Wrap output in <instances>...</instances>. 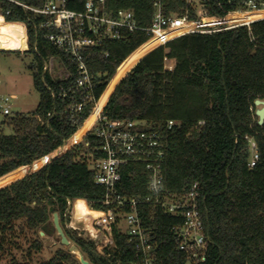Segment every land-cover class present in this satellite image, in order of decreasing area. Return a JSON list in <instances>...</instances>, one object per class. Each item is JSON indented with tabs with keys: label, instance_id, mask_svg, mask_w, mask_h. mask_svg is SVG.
<instances>
[{
	"label": "trees",
	"instance_id": "obj_1",
	"mask_svg": "<svg viewBox=\"0 0 264 264\" xmlns=\"http://www.w3.org/2000/svg\"><path fill=\"white\" fill-rule=\"evenodd\" d=\"M19 1L36 7L45 2ZM85 1L66 3L81 10ZM107 3L113 10H133L142 27L152 24L154 0ZM0 5L3 12L10 10L7 21L27 23L29 49L17 52L35 55L36 62L29 68L40 95L33 112H18L4 121L13 133L0 132V252L18 248L21 240L28 243L29 255L42 250L40 231L49 236L57 233L53 223L57 212L67 237L93 264L136 260L134 242L118 226L113 227L115 246L107 248L106 256L98 253L96 241L67 227L69 202L82 198L90 208L100 210L105 197V189L94 182L89 167L98 140L88 133L75 144V133L98 101L106 102L103 111L110 119H144L155 130H162L168 119L182 122V128L168 138L164 183L173 192L196 182L200 186L199 209L210 241L207 261L201 264H264V124H258L251 109L255 99H264V20L219 32L186 34L161 46L174 34L150 39V32L138 30L122 40L106 42L87 54L95 77V101L75 94L74 99L84 104L76 113L68 109L74 103L69 92L74 78L57 81L43 69L48 54L74 66L37 28L41 18L7 0H0ZM182 7L180 0H164L165 14ZM62 90L68 91L65 98L59 96ZM200 119L207 122L203 133L193 130ZM250 138L259 153L253 168L248 165ZM61 149L64 152L58 155ZM49 155L56 157L49 161ZM33 163L35 171L26 174ZM131 170V166L124 170L122 193L145 194L146 176L131 175ZM150 214L155 215L149 228L157 264H186L170 232L173 220L146 207L144 219ZM70 255L74 254L58 250L39 264H64ZM9 264L27 263L12 255Z\"/></svg>",
	"mask_w": 264,
	"mask_h": 264
},
{
	"label": "built area",
	"instance_id": "obj_2",
	"mask_svg": "<svg viewBox=\"0 0 264 264\" xmlns=\"http://www.w3.org/2000/svg\"><path fill=\"white\" fill-rule=\"evenodd\" d=\"M7 1L41 18L37 28L43 31L44 38L65 54L69 63L74 66L71 68L60 56L48 54L49 58L45 60L43 69L57 81L74 78L69 90L74 103L69 104L68 109L76 113L83 110L84 104L74 99L75 94L81 93L86 99L95 101V77L89 71L87 54L91 50L101 48L106 42L122 40L138 30L150 32V39L165 33L174 34L164 39L159 45L161 46L186 34L219 32L239 26H250L253 22L264 20V0H180L183 7L169 14L164 13V0H154L155 11L149 27L139 25L133 10H113L108 6L107 0H86L81 10L68 8L66 0H45L41 7L31 6L19 0ZM8 14L10 10L3 12L0 5V18L3 22L21 25L26 36V47L15 51L28 50L30 43L27 23L7 21ZM233 14L247 15V18L229 21V16ZM208 19L217 21L207 22ZM34 48L38 49L37 43ZM108 54L104 53L105 56ZM55 60H58L61 66L57 74H54ZM67 94L68 91L62 90L59 96L65 98ZM14 98L13 94L2 98L3 114H10L8 102ZM97 102L95 101L91 113ZM103 110L104 108L100 110L92 127L85 134L91 133L98 140L96 154L90 158L89 167L93 172L94 182L105 189V197L101 201L102 208L98 210L102 215L91 220L92 229L80 226L83 220L76 218L74 214L75 199L69 202L67 214H70V219L67 227L76 231L80 237L96 241L98 253L106 256L109 254L107 248L115 246L113 227L120 223L125 224L126 228L122 231L130 236L137 252L136 260L132 264H157L154 254L156 248L149 228L150 224L155 222V215L150 214L144 219V209L152 207L163 217L173 220L170 232L176 249L186 256V264H201L207 261L210 241L199 209V184L196 182L181 191L173 192L166 188L164 183L168 138L170 133L182 128V122L168 119L162 130H155L147 120L110 119ZM50 115L48 113V116ZM206 124V120L200 119L193 130L203 133ZM84 136L75 144L80 143ZM249 144L251 156L248 165L253 168L259 160V153L252 138L249 139ZM63 152L61 149L57 154ZM130 166L131 175L146 176L145 194L129 196L122 193L120 183L125 168ZM100 231L103 234H98ZM82 232L86 234L82 235Z\"/></svg>",
	"mask_w": 264,
	"mask_h": 264
},
{
	"label": "rangeland",
	"instance_id": "obj_3",
	"mask_svg": "<svg viewBox=\"0 0 264 264\" xmlns=\"http://www.w3.org/2000/svg\"><path fill=\"white\" fill-rule=\"evenodd\" d=\"M17 51L19 50L0 49V132H4L5 134L13 133L12 126L4 122L7 121L8 117H12L18 112L30 114L36 109L40 100L39 92L34 87L33 71L29 68L31 63L36 62L35 55L33 53L19 54ZM48 58L49 57H46V60H48ZM55 64L54 74H57V72L61 70V66L58 60H55ZM12 94L15 95V98L8 102L10 114L5 115L2 113V108L4 107L2 98L9 97ZM259 107L258 105H253L251 109L255 113L256 109ZM254 119H258L256 114H254ZM53 156L54 155L49 156V160ZM33 171H35L34 163L31 166H27L26 174ZM86 214L89 215L88 212ZM79 225L92 229L91 222L86 223L83 220ZM118 227L124 230L126 225L120 223ZM84 234L86 233L82 232V235ZM98 234H103V232L100 231ZM40 237L44 243L42 250L36 252L31 251V255H29L28 243L25 242V240H21L20 242L22 245L19 243L18 248H9L8 252H0V264H9L12 255H15L17 259L27 264H39L40 261L49 260L58 253V250H62L65 253L69 252L68 247L60 242V237L57 233L51 236L40 234ZM71 242L74 243L73 241ZM64 264L81 263L77 255L74 254L65 259Z\"/></svg>",
	"mask_w": 264,
	"mask_h": 264
},
{
	"label": "bare ground",
	"instance_id": "obj_4",
	"mask_svg": "<svg viewBox=\"0 0 264 264\" xmlns=\"http://www.w3.org/2000/svg\"><path fill=\"white\" fill-rule=\"evenodd\" d=\"M247 18V15L233 14L229 16V21H240ZM217 19H208L207 22H214ZM26 47V36L23 33L21 25L16 23L3 22L0 18V48L5 50H15ZM106 106V102L102 105L96 104L93 112L88 116L84 124L75 133L77 142L87 133L92 127L96 116ZM74 214L76 218L90 223L92 219H97L102 215L101 211L90 208L85 199L79 198L75 201ZM84 211V212H82ZM82 212V213H81ZM89 213L87 215L86 213Z\"/></svg>",
	"mask_w": 264,
	"mask_h": 264
},
{
	"label": "water",
	"instance_id": "obj_5",
	"mask_svg": "<svg viewBox=\"0 0 264 264\" xmlns=\"http://www.w3.org/2000/svg\"><path fill=\"white\" fill-rule=\"evenodd\" d=\"M145 57V56H144ZM143 57V58H144ZM143 58H141L140 60H139V62L143 59ZM138 62V63H139ZM137 63V64H138ZM136 64V65H137ZM135 65V66H136ZM134 66V67H135ZM133 67V68H134ZM132 68V69H133ZM131 69V70H132ZM130 70V71H131ZM129 71V72H130ZM254 103H255V105H258V106H260L259 108H257L256 109V115L258 116V124L259 125H262V124H264V99H261V98H257V99H255V101H254ZM56 156H54V157H52V159L53 158H55ZM53 223H54V226H55V229H56V231H57V234L59 235V237H60V242L63 244V245H65V246H67L68 247V250H69V253H72V254H76L77 255V258H78V260H79V262L81 263V264H93L87 257H86V255L81 251V249L75 244V243H72L71 242V240L67 237V235H66V233H65V230L63 229V227H62V225H61V223H60V219H59V215H58V213L57 212H55L54 214H53ZM40 234L41 235H44L45 233L43 232V231H40Z\"/></svg>",
	"mask_w": 264,
	"mask_h": 264
}]
</instances>
